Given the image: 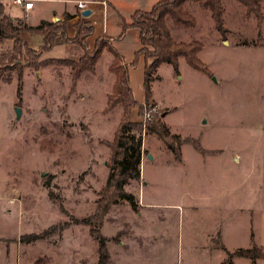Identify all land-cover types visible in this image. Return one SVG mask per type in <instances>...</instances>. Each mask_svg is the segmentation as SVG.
Segmentation results:
<instances>
[{
    "label": "rangeland",
    "instance_id": "rangeland-1",
    "mask_svg": "<svg viewBox=\"0 0 264 264\" xmlns=\"http://www.w3.org/2000/svg\"><path fill=\"white\" fill-rule=\"evenodd\" d=\"M31 1L30 25L73 5ZM106 1L97 20L112 50L125 56L129 87L142 105L129 120L157 121L177 139L143 127L138 177L127 176L122 185L137 208L120 197L109 202L103 187L121 114L119 105L106 109L113 54L103 50L94 70L75 80L64 59L77 61L76 43L41 53L44 63L36 71L22 67L19 80L13 71L9 82H0V264H97L93 228L104 237L107 264H264L235 254L252 244L264 249V16L257 23L237 0H219L218 29L207 9L185 2L192 24L174 26L166 17V27L174 41L200 44L196 55L209 73L182 57L175 70L161 62L146 98L142 56L131 63L137 32L123 26L158 0ZM0 3L25 23L13 0ZM259 6L264 15V0ZM20 37L32 48L40 43L36 33ZM9 44L2 40L0 50ZM214 228L222 230V244L207 249L204 237ZM26 234L40 237L20 242Z\"/></svg>",
    "mask_w": 264,
    "mask_h": 264
},
{
    "label": "trees",
    "instance_id": "trees-1",
    "mask_svg": "<svg viewBox=\"0 0 264 264\" xmlns=\"http://www.w3.org/2000/svg\"><path fill=\"white\" fill-rule=\"evenodd\" d=\"M187 1H194L202 9L210 12L215 26L221 28V14L223 9L219 0H158L149 10H135L131 14L130 22L124 24L123 28H133L137 32L138 48L133 52L131 63H134L138 56L143 58V81L144 96L149 95L148 81L151 79V73L155 71L161 62H168L175 70L177 58L182 57L185 63L192 69L203 74H208L207 67L197 58V52L200 44L197 42H176L170 36L166 27L165 19L168 17L174 26H189L192 20L183 9ZM244 5L248 11L256 14L257 23L263 18L260 12L259 2L261 0H237ZM71 15L64 14L62 19L55 21L40 20L35 25H28L21 20L12 19L4 13V6L0 3V42L10 40L9 47L0 50V82H9L13 71L16 72L19 80L22 67H29L36 71L44 63L39 59L41 53L50 50L52 47L65 43H76L82 50V54L77 61L65 60L71 69L72 79L77 75L88 70L92 72L95 63L103 50H108L113 54L111 69L114 72V84L110 94L106 96V109H112L114 106L121 107L120 121L118 123L115 135L110 144L111 158L108 165V173L104 184V191L107 193V200L113 202L120 197L125 199L132 209L137 208V203L133 196L123 191L122 185L127 176L138 177L140 152H141V132L152 131L158 137L165 139L171 137L177 139L174 135H169L167 129L162 124H141L140 121H130L129 115L132 109L137 108L141 115L142 105L134 99L129 87L128 73L126 64L121 55L112 50L109 39L105 36L97 37L93 42L92 49L88 50L85 39L92 32V26L88 22H76L74 24V34L68 37L66 34V20ZM22 32L36 33L40 36V43L36 48L30 47L25 40L20 37ZM56 61V59H54ZM50 61H53L51 58ZM173 153H178L171 144H167ZM107 200L104 204L98 205L99 210L104 211L107 207ZM99 202V199L97 200ZM82 222L90 224V218H85ZM92 235L97 243L98 262L97 264H107V254L104 248V237L100 236L93 228ZM37 237L36 234L21 235L19 241L27 243ZM235 254L248 258L251 261L255 259L264 260V249L252 244L248 248H238ZM33 264H41L36 260Z\"/></svg>",
    "mask_w": 264,
    "mask_h": 264
},
{
    "label": "crops",
    "instance_id": "crops-1",
    "mask_svg": "<svg viewBox=\"0 0 264 264\" xmlns=\"http://www.w3.org/2000/svg\"><path fill=\"white\" fill-rule=\"evenodd\" d=\"M1 1H3V0H1ZM69 1L72 2V4H73L71 7H68V9H66V6H64L61 11H52L50 18L47 20L52 21V20L58 19L62 14L71 15V17L66 20V31H67V35H69V36L72 34V30H73L72 24L74 22H76L77 20L88 22L92 26L91 34L86 37V42L88 44L87 45L88 47L93 45V42L97 37H101V36H105L107 38L110 37L108 35L106 36V34H105L106 32L103 28V25L100 24V22H98L97 16H96L98 13V10H100L102 13H104L107 10L108 5H107L106 0H69ZM78 1L84 3L83 8L77 7ZM14 5L19 7L22 10V12L24 14V21L26 24H28V22L25 19V14L33 8V3L31 5V7L27 8V9L24 8L22 5H16V4H14ZM84 10H88V13L86 15L81 14V12ZM6 12L9 15V17L12 19V21H16L17 19L18 20L21 19L20 17L10 16V12H8V11H6ZM93 14H95V15H93ZM94 16H96V19ZM96 24H97V31H95L96 28L94 26ZM28 25H30V24H28ZM70 32H71V34H70ZM137 41H138V38H137ZM138 46H139V44L137 43L136 48L134 50H136L138 48ZM134 50H133V52H134ZM133 52H132L131 56H133ZM122 57H123V59H125V56L122 55ZM128 81H129V74H128ZM217 237H218V239H217ZM204 240L206 242L205 246H207V249H214V248H210L208 245L216 244L217 241L220 244H222V230L214 228V230L209 231L205 235Z\"/></svg>",
    "mask_w": 264,
    "mask_h": 264
},
{
    "label": "built area",
    "instance_id": "built-area-1",
    "mask_svg": "<svg viewBox=\"0 0 264 264\" xmlns=\"http://www.w3.org/2000/svg\"><path fill=\"white\" fill-rule=\"evenodd\" d=\"M13 2L16 3V4H19V5L21 4L26 9L31 7V5H32V1L31 0H13ZM77 7L78 8H83V3L78 1L77 2ZM148 115H149L148 113H145L143 119L145 120V118H148Z\"/></svg>",
    "mask_w": 264,
    "mask_h": 264
},
{
    "label": "water",
    "instance_id": "water-1",
    "mask_svg": "<svg viewBox=\"0 0 264 264\" xmlns=\"http://www.w3.org/2000/svg\"><path fill=\"white\" fill-rule=\"evenodd\" d=\"M87 13H88V10H84V11L81 12L82 15H86ZM14 110H15V117H17L18 113H19V109L15 108ZM147 158H150V156L147 155Z\"/></svg>",
    "mask_w": 264,
    "mask_h": 264
}]
</instances>
